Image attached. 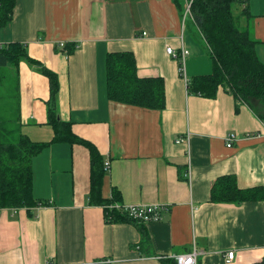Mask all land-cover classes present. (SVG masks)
<instances>
[{
	"label": "crops",
	"instance_id": "0c3cea01",
	"mask_svg": "<svg viewBox=\"0 0 264 264\" xmlns=\"http://www.w3.org/2000/svg\"><path fill=\"white\" fill-rule=\"evenodd\" d=\"M185 0H16L0 26V46L16 41L30 57L56 72L58 109L72 131L96 145L107 173L102 196L113 188L122 204L165 205L152 222L108 221L102 206L87 204L89 152L80 144L52 142L32 159V193L49 201L32 209H0V264H177L174 256L197 250V264H261L264 200L214 202L216 178L234 175L239 188L264 185L261 119L220 87L215 97L188 94L187 79L212 71L207 47L188 30ZM240 13L264 63V0H248ZM144 33V35H143ZM198 36V37H197ZM64 42L63 47L59 43ZM189 50L184 76L166 46ZM131 51L139 77L164 80L165 106L147 109L110 101L105 57ZM20 61L21 130L51 141L48 79L40 66ZM0 95L12 81L11 69ZM255 108L264 107L256 101ZM236 139L226 143L228 134ZM178 137H187L177 143ZM108 162V168L105 163ZM188 164L190 177L185 175ZM234 251L231 260L224 253Z\"/></svg>",
	"mask_w": 264,
	"mask_h": 264
},
{
	"label": "trees",
	"instance_id": "16d2710c",
	"mask_svg": "<svg viewBox=\"0 0 264 264\" xmlns=\"http://www.w3.org/2000/svg\"><path fill=\"white\" fill-rule=\"evenodd\" d=\"M247 1H191L189 19L196 27L197 37L207 47L212 71L187 79L186 90L188 94L212 98L223 87L236 100L247 104L263 120L264 111H258L254 103L259 101L264 107V63L255 52L257 41L249 37L247 28L243 29L234 22L240 13L249 17ZM15 5L16 0H0V26L11 20ZM22 60L30 64H40L29 56L25 45L20 42L11 41L0 46V85L6 77L1 70L12 71V81L5 85L6 93L0 95V209L26 208L27 214L32 216L33 208L49 205V201L33 196L32 159L52 142L76 143L86 147L90 153L87 204L102 206L104 218L109 222H137L125 211L126 204L120 203L122 194L118 189L113 188L109 198L102 196L103 179L107 173L104 158L94 143L78 137L72 131L71 121L60 119L58 75L44 65L39 66L49 84V98L45 102L46 118L47 124L53 130V137L51 141H34L23 133L17 78L18 65ZM104 69L106 97L110 101L147 109L164 108L163 78L139 77L136 60L131 51L107 53ZM210 200L235 204L264 200V185L239 188L234 175H222L211 186ZM103 261L105 260L91 264H107Z\"/></svg>",
	"mask_w": 264,
	"mask_h": 264
},
{
	"label": "built area",
	"instance_id": "2783aa9c",
	"mask_svg": "<svg viewBox=\"0 0 264 264\" xmlns=\"http://www.w3.org/2000/svg\"><path fill=\"white\" fill-rule=\"evenodd\" d=\"M192 0H185L184 4V17L190 16V5ZM144 35V33H143ZM59 47L64 46V42H61L58 44ZM166 52L168 55L172 56L178 61L179 65V72L182 76H184V64H185V58L189 54V50L185 48L182 44L178 49H173L171 46H166ZM261 131H259L256 134L253 135H262L264 136V119L261 120ZM187 137H178L176 140L177 143L186 142ZM236 139L235 134H228L225 137L226 143L230 144ZM105 166L108 168L109 163L106 162ZM188 178L190 177V166L188 164L187 171L185 173ZM124 209L127 212V214L131 217V219L135 221H141V222H152L157 221L160 219L161 211L166 209L165 205H159V204H149V205H142V204H129L124 205ZM264 251V246H263ZM197 250H192L190 252L177 254L174 256V260L177 264H197ZM224 256L226 260H231L234 256L233 250H228L224 253ZM264 256V254H263ZM105 262V261H103ZM261 264H264V257L261 262Z\"/></svg>",
	"mask_w": 264,
	"mask_h": 264
},
{
	"label": "rangeland",
	"instance_id": "374dc122",
	"mask_svg": "<svg viewBox=\"0 0 264 264\" xmlns=\"http://www.w3.org/2000/svg\"><path fill=\"white\" fill-rule=\"evenodd\" d=\"M186 21H189V17L187 18V20ZM235 24L238 26V23H239V21L237 20V18L235 19ZM188 30H190L191 31V33H195V30L193 29V26L189 23V25H188ZM200 42V41H199ZM201 43H202V41H201Z\"/></svg>",
	"mask_w": 264,
	"mask_h": 264
}]
</instances>
